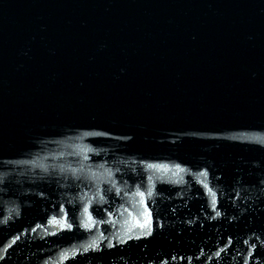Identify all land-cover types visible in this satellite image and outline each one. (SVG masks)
Returning a JSON list of instances; mask_svg holds the SVG:
<instances>
[{"label": "water", "instance_id": "95a60500", "mask_svg": "<svg viewBox=\"0 0 264 264\" xmlns=\"http://www.w3.org/2000/svg\"><path fill=\"white\" fill-rule=\"evenodd\" d=\"M0 264H264V0H0Z\"/></svg>", "mask_w": 264, "mask_h": 264}]
</instances>
